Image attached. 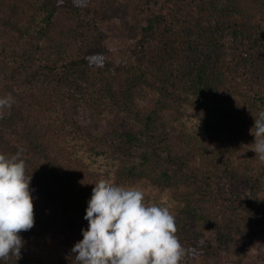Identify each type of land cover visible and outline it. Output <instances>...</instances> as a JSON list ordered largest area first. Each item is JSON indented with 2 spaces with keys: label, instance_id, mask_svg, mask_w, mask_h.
I'll use <instances>...</instances> for the list:
<instances>
[{
  "label": "rangeland",
  "instance_id": "374dc122",
  "mask_svg": "<svg viewBox=\"0 0 264 264\" xmlns=\"http://www.w3.org/2000/svg\"><path fill=\"white\" fill-rule=\"evenodd\" d=\"M2 1L7 6L0 9V42L8 40L11 48L14 41H20L25 54L32 55L34 49L29 41L41 15L42 0ZM60 26L64 40L67 22ZM76 27L86 32L91 29L86 18L77 20ZM102 30L108 56L117 69L115 91L107 96L110 100L106 99L111 104L98 110L86 105L74 110L60 97L44 96L46 104L44 101L28 109L17 104L22 114L11 126L0 124L3 135L25 151L31 149L30 139L25 136L31 129L30 135L45 139L51 155L62 167L87 181L92 189L98 186L97 182L134 185L144 191L146 203L167 206L176 222L190 220L182 227L189 230L190 239L199 236L213 243L209 253L198 257L197 264H264V161L251 149L255 137L250 132L253 113L258 115L259 107L242 92L220 89L200 96L194 92L181 98L169 95L160 74L133 69L135 40L128 36L120 18L103 22ZM75 34V48H80L83 37L78 35L77 39ZM11 80L9 83L15 87V78ZM0 89L6 96L2 85ZM155 100L159 101L157 108ZM136 109L144 114V120L147 114L153 116L143 143L150 161L168 170L173 179L155 180L152 163L143 172L127 169L128 161L139 162L141 157L135 150H128L117 134L128 127L126 122ZM231 112L236 116H231ZM227 135L233 137L229 145L225 144ZM161 138L166 139L169 156H161ZM28 155L37 161L35 154ZM238 178L245 181L243 186L237 184ZM249 178L258 179L259 190L247 187ZM213 197L217 200L210 199ZM223 207L229 210L226 215L219 212ZM20 234L25 243L20 256L12 255L11 263L15 264H71V249L80 243L77 227L65 236L64 242L55 239L47 251L36 245L31 230ZM225 243L228 246L224 248Z\"/></svg>",
  "mask_w": 264,
  "mask_h": 264
},
{
  "label": "trees",
  "instance_id": "16d2710c",
  "mask_svg": "<svg viewBox=\"0 0 264 264\" xmlns=\"http://www.w3.org/2000/svg\"><path fill=\"white\" fill-rule=\"evenodd\" d=\"M242 5L246 6L242 9ZM4 6L7 4L0 0V9ZM39 7L41 15L29 41L34 49L32 55L25 54L20 41H14L11 48L8 40L0 42V85L6 96L15 98L11 108L0 110V124L11 126L20 118L22 110L17 104L25 109L44 101L46 104L44 96L60 97L74 110L82 105L97 110L110 105L106 99L110 100L107 96L115 91L117 69L108 56L102 23L113 18H120L128 36L135 40L133 69L160 74L169 95L181 98L194 92L200 96L212 89L242 92L264 110V0H42ZM84 18L91 29H74V23ZM63 21L67 22L64 40L60 37ZM74 34L77 39L78 35L83 37L82 47L75 48ZM11 78H15V87L9 83ZM0 96H5L1 89ZM154 104L159 107L158 100ZM142 115L137 109L132 111L128 127L117 134L128 150H135L141 157L139 162L128 161L127 169L143 172L152 163L155 180H171L168 170L150 161L143 143L153 116L147 114L144 120ZM231 116L236 114L231 112ZM3 128L0 127V152L14 154L20 148L3 135ZM31 133L27 129L25 136L30 139L31 149L23 150L22 158L33 175L30 187L34 189L35 224L30 230L34 241L47 251L55 239L64 242L65 236L77 227L82 242L94 189L62 167L51 155L45 139L32 137ZM230 140L232 135H227L225 144L229 145ZM158 146L161 156L170 155L166 139H159ZM29 153L35 154L37 161H32ZM225 169L229 172L227 165ZM204 180L209 183L207 178ZM238 181V185L245 184L240 178ZM246 182L251 190L260 189L258 179ZM227 209L223 207L219 212L226 215ZM211 214L209 218L213 219ZM189 222H176V235L186 250L181 264H197L198 257L209 253L213 244L199 236L191 240L189 230L182 229ZM11 259L12 256L0 260V264H15Z\"/></svg>",
  "mask_w": 264,
  "mask_h": 264
},
{
  "label": "clouds",
  "instance_id": "9594fccd",
  "mask_svg": "<svg viewBox=\"0 0 264 264\" xmlns=\"http://www.w3.org/2000/svg\"><path fill=\"white\" fill-rule=\"evenodd\" d=\"M14 99L0 96V110L11 108ZM253 115L251 149L264 161V110ZM22 152H0V260L21 255L20 233L35 224L33 175ZM97 184L85 216L88 229L71 249V264H181L186 250L167 206L146 203L144 191L134 185Z\"/></svg>",
  "mask_w": 264,
  "mask_h": 264
}]
</instances>
